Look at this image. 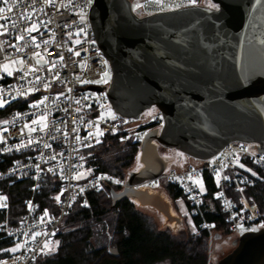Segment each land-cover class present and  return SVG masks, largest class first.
Returning <instances> with one entry per match:
<instances>
[{"label": "built area", "instance_id": "built-area-1", "mask_svg": "<svg viewBox=\"0 0 264 264\" xmlns=\"http://www.w3.org/2000/svg\"><path fill=\"white\" fill-rule=\"evenodd\" d=\"M175 3L163 0L146 7L158 13ZM93 4L94 0H54L52 4L48 0H8L5 5L0 0V8H5L0 16L7 17L0 19V100L6 101L0 107V182L10 186L22 183L29 193L18 225L12 227L7 219L0 222L5 238L20 245L0 264H35L77 202L88 207V193L107 190L105 183L113 188L126 186L106 174L87 173L91 158L88 150L105 134H119L123 140L141 146L148 130L165 124L160 112L150 125L140 128L131 125L134 120L118 114L114 119L100 118L107 112L103 106L109 105L106 92L83 89L103 87L95 83L111 70L89 22ZM8 7H12L11 12ZM33 24L37 30L29 32ZM4 65H8L11 75L4 71ZM97 128L102 129L100 137L95 134ZM262 156L257 145L232 142L211 159L196 160L197 165L188 170L166 168L163 175L167 183L182 189L189 216L199 219L197 229L208 231L211 237L218 233L204 219L205 191L201 192L188 177L202 181L204 186L206 173L216 178L219 189L213 199L221 204L230 235L238 241L247 232L264 230V210L247 195L244 179L233 173L250 165L264 168ZM51 178L57 188L51 196L55 208L52 203L41 205L38 201ZM0 194L6 198L2 209L7 212L8 194L4 190Z\"/></svg>", "mask_w": 264, "mask_h": 264}, {"label": "water", "instance_id": "water-1", "mask_svg": "<svg viewBox=\"0 0 264 264\" xmlns=\"http://www.w3.org/2000/svg\"><path fill=\"white\" fill-rule=\"evenodd\" d=\"M216 8L187 6L141 17L131 0H94L89 22L109 61L106 92L116 114L139 120L157 109L165 124L140 146L138 172L121 191L108 187L114 209L134 199L172 214L162 195L140 187L162 177L168 163L158 145L195 160L211 159L232 142L257 145L264 155V0H212ZM219 264H264V230L247 232ZM118 257L115 247L109 248Z\"/></svg>", "mask_w": 264, "mask_h": 264}, {"label": "trees", "instance_id": "trees-1", "mask_svg": "<svg viewBox=\"0 0 264 264\" xmlns=\"http://www.w3.org/2000/svg\"><path fill=\"white\" fill-rule=\"evenodd\" d=\"M88 152L91 158L86 169L90 176L106 174L125 182L127 171L140 155V145L132 140H123L119 134L107 133ZM233 174L244 179L247 195L254 197L264 210V168L250 165L238 168ZM204 180V219L214 225V232L230 236L221 204L213 199L219 189V181L208 173ZM55 184V179H49L38 197L41 205L52 203L51 207L55 208L51 198L57 193ZM114 188L121 190V187ZM1 190L8 194L9 210L0 209V222L7 219L14 227L25 212L29 193L22 183L10 186L7 182H0ZM165 190L173 201L184 199L186 202L180 187L167 183ZM88 198V207L77 202L72 212L62 220V227L54 238L58 242L56 250L40 254L35 264H209L211 236L208 231L197 229L199 219L191 218L193 231L175 233L161 229L134 199L122 200L112 209V199L107 190H92ZM111 246L118 249V257L109 255ZM15 247L0 232V260L11 253L5 250Z\"/></svg>", "mask_w": 264, "mask_h": 264}, {"label": "rangeland", "instance_id": "rangeland-1", "mask_svg": "<svg viewBox=\"0 0 264 264\" xmlns=\"http://www.w3.org/2000/svg\"><path fill=\"white\" fill-rule=\"evenodd\" d=\"M163 0H131L133 4V8L135 11L141 10V17L154 14L156 13L155 11H151L147 9V4H152V3H161ZM165 1H172V0H165ZM177 1L174 5H167L164 7L163 11L166 10H172L176 8H182V7H187V6H207L211 7V5H215L212 0H174ZM139 5V7H138ZM216 8V7H214ZM107 74V75H105ZM103 77L98 80L95 84L96 85H102V86H109L112 81V72L109 70L107 73H105ZM103 110L107 111L102 114L100 117L101 119H109L113 118L116 116L115 111L111 108L110 105L103 106ZM159 114V111L157 109H151L146 111L143 116L139 120H134L132 122L133 127H146L150 125L155 117H157ZM150 130H148L149 132ZM99 132H102L101 128H97L95 131V134H97L99 137ZM1 141V138H0ZM159 153L162 156L164 160L167 161L168 166H167V171L168 169L171 168H176L179 171L183 170H188L189 167L191 166H196L197 161L177 150H172L165 148L163 146L158 145ZM140 157L137 158L136 162L133 164V166L127 171V178L126 181L123 182L124 185H126L128 181V177L130 173L132 172H138L141 168H143V165L140 162ZM203 184V182H202ZM167 185V180L165 178V175H163L157 182H152L151 184H147L145 186H142L140 188L142 189H148L151 190L155 193L162 194L168 201V203L171 206V211L172 214L176 217H179L182 220L181 224L177 223H170L168 220L157 210L151 208V207H141L142 211H144L147 215L151 216L159 225L161 229H168L171 230L172 232L178 233L183 230H192L193 231V222L191 217L189 216V210L186 202L184 199H179L177 201H173L170 196L167 194L165 187ZM199 189L200 186L198 185ZM203 188L205 191V186L203 184ZM123 187L121 188V190ZM120 190V191H121ZM203 191V192H204ZM4 196L0 194V205H3V202L5 199H3ZM2 209V207H0ZM62 227V223L60 225V229ZM59 229V231H60ZM58 242L55 241L54 239L51 240L49 244H47V247H44V250L41 254H49L52 253L56 250ZM235 238L234 236H225L221 234H217V236H212L210 237L209 240V264H219V262L226 257L228 254H230L234 249H235ZM109 248H112L109 247ZM51 249V251H49Z\"/></svg>", "mask_w": 264, "mask_h": 264}, {"label": "snow or ice", "instance_id": "snow-or-ice-1", "mask_svg": "<svg viewBox=\"0 0 264 264\" xmlns=\"http://www.w3.org/2000/svg\"><path fill=\"white\" fill-rule=\"evenodd\" d=\"M13 2L15 3V0H13ZM48 2H49V4H52V3H54V0H48ZM157 2H159V0H157ZM3 3L5 5H8V0H3ZM138 7H139V5H138ZM211 7H216V5H211ZM4 11H5V8H0V13H3ZM7 11L11 12L12 11V7H8ZM0 19H7V17L0 16ZM29 19H30V17H29ZM81 20H83V16H81ZM0 27H3V26H0ZM13 27H15V24H13ZM65 27H67V25H65ZM36 30H37V26L35 24H33V26L30 29H28L29 32L36 31ZM5 31H7L6 27H5ZM20 39H22V37H20ZM45 43H48V41H45ZM37 47H39V45H37ZM69 51H71V49H69ZM75 54L78 56L80 53L76 52ZM37 55H39V54L37 53ZM60 59L63 60V56L62 55L60 56ZM21 63H23V60L21 61ZM4 71L7 72L8 75L12 74L10 71H8V65H4ZM105 75H107V74H105ZM37 79H39V78H37ZM44 99L47 100L48 97H45ZM84 99H87V97H84ZM4 103H6V101L0 100V107H3ZM41 103H43V101H41ZM76 103L79 104L80 101L77 100ZM78 111H79V109H78ZM114 118L115 117H113V119ZM5 123H7V122H5ZM33 123H36V121H33ZM25 127H27V125H25ZM5 131H7V129H5ZM31 131H35V129H31ZM73 131H75V129H73ZM89 135H93V133H89ZM99 135H103V132H99ZM77 139H79V137H77ZM97 142H99V141H97ZM45 147H49V145L46 144ZM261 159L264 160V156H262ZM240 167H244V165H240ZM248 171H251V170L249 169ZM79 175L82 177L83 174H79ZM253 175H255V173H253ZM188 179L192 180L193 184L199 185L201 192L204 191L202 181L193 180L192 176H189ZM225 179H227V177H225ZM115 183L119 184L120 181L117 180V181H115ZM81 191H83V189H81ZM3 199H6V198H3ZM57 200H59V197H57ZM3 206L4 205H0V207H3ZM45 215H47V213H45ZM252 231H255V229H252ZM19 247H20V245H17L15 248L7 249L5 251L15 252V251L18 250ZM45 247H47V245H45ZM49 251H51V249H49Z\"/></svg>", "mask_w": 264, "mask_h": 264}]
</instances>
